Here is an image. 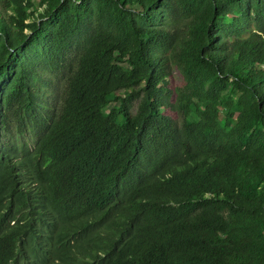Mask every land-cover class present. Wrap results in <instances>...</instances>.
I'll list each match as a JSON object with an SVG mask.
<instances>
[{"label": "trees", "instance_id": "obj_1", "mask_svg": "<svg viewBox=\"0 0 264 264\" xmlns=\"http://www.w3.org/2000/svg\"><path fill=\"white\" fill-rule=\"evenodd\" d=\"M0 264H264V0H0Z\"/></svg>", "mask_w": 264, "mask_h": 264}, {"label": "rangeland", "instance_id": "obj_2", "mask_svg": "<svg viewBox=\"0 0 264 264\" xmlns=\"http://www.w3.org/2000/svg\"><path fill=\"white\" fill-rule=\"evenodd\" d=\"M183 81L181 74L174 70L170 77V84L169 86L173 88L175 85L180 84Z\"/></svg>", "mask_w": 264, "mask_h": 264}]
</instances>
